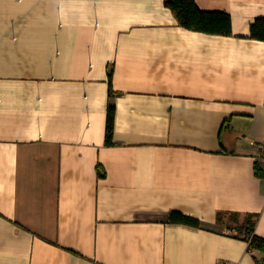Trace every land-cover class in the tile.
<instances>
[{
    "label": "crops",
    "instance_id": "crops-1",
    "mask_svg": "<svg viewBox=\"0 0 264 264\" xmlns=\"http://www.w3.org/2000/svg\"><path fill=\"white\" fill-rule=\"evenodd\" d=\"M167 1L0 0V264L262 259L264 0Z\"/></svg>",
    "mask_w": 264,
    "mask_h": 264
},
{
    "label": "trees",
    "instance_id": "trees-1",
    "mask_svg": "<svg viewBox=\"0 0 264 264\" xmlns=\"http://www.w3.org/2000/svg\"><path fill=\"white\" fill-rule=\"evenodd\" d=\"M166 6L174 13L179 24L190 31L209 33L216 35H231V24L227 14L221 12L201 11L193 0H168ZM251 38L264 41V19L256 20L250 28ZM113 134V109L108 108L106 125V143L112 144ZM168 223L184 225L194 228L200 227L197 219L183 215L179 212H172L169 215ZM247 240L248 250L257 251L263 255L256 264H264V239L250 234Z\"/></svg>",
    "mask_w": 264,
    "mask_h": 264
},
{
    "label": "built area",
    "instance_id": "built-area-1",
    "mask_svg": "<svg viewBox=\"0 0 264 264\" xmlns=\"http://www.w3.org/2000/svg\"><path fill=\"white\" fill-rule=\"evenodd\" d=\"M251 145L253 146H257L261 155L264 156V139L260 142V143H255V142H252ZM251 238V235L250 234H245V239L246 240H249ZM219 264H228V263H219Z\"/></svg>",
    "mask_w": 264,
    "mask_h": 264
}]
</instances>
